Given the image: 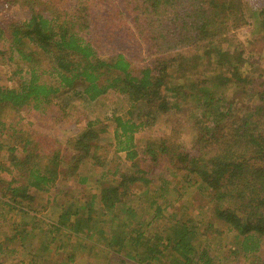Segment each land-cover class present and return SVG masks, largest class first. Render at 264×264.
<instances>
[{"label": "trees", "instance_id": "obj_1", "mask_svg": "<svg viewBox=\"0 0 264 264\" xmlns=\"http://www.w3.org/2000/svg\"><path fill=\"white\" fill-rule=\"evenodd\" d=\"M61 2L0 0L24 13L0 25V56L22 66L12 74L15 86L0 85V133L7 141L0 144V226L8 227L0 230V254L25 253L28 261L20 264H75L77 254L92 250L103 252L106 264H221L208 240L225 228L234 233L226 252L233 262L264 264V67L258 60L244 65L242 52L224 45L248 25L244 4L264 35V0ZM189 75L190 89L179 87V95L174 84ZM227 87L252 101L245 111L225 99ZM67 91L87 104L110 92L123 102L124 114L111 116L113 144L99 145L93 122L63 147L20 131V120L6 116L49 105ZM181 96L195 109L186 122L189 146L175 130L138 154L133 133L167 115L170 99ZM120 152L131 167L146 169L136 174L162 163L167 176L143 190L136 183L141 175L109 168ZM85 162L107 166L99 187L81 194L67 186L57 220L37 219L33 192H56L61 179L80 187L87 176L77 170ZM188 187L205 198L204 223L176 206Z\"/></svg>", "mask_w": 264, "mask_h": 264}, {"label": "rangeland", "instance_id": "obj_2", "mask_svg": "<svg viewBox=\"0 0 264 264\" xmlns=\"http://www.w3.org/2000/svg\"><path fill=\"white\" fill-rule=\"evenodd\" d=\"M61 3L64 2L62 1ZM54 6L57 10H66V8L60 5V3H57ZM244 6V14L246 15V20H248V25L242 29L235 30L230 38V41H227L228 44L224 45L229 46L230 51H241L243 54L244 65L248 64V62L251 63L258 60L260 61L259 63H261V66L264 67V35L262 33H258L254 28L255 19L257 17L255 14L256 12H250L249 6H246L245 4ZM23 18L24 13L17 6L15 7L14 5L12 6L6 3L0 5V25L2 23L14 22L16 20L21 21ZM226 39L229 40L227 37ZM226 49H228V47ZM184 53L185 55H188L185 50ZM19 64L12 62L6 63L5 59L0 56L1 86L11 87L16 85L17 76H12V74L15 70L22 68ZM206 70L210 69L207 67ZM217 72V70H213V75ZM209 73L212 75L211 71H209ZM187 78L192 77L189 75L185 78L186 80L184 82H182L183 79H181L178 84H174L178 86L177 92L179 95L182 93L179 87L182 86L185 92L190 89V87H188L189 84H186L189 82V79ZM262 78L263 79L260 81L262 82L261 84H264V76H262ZM173 79H177V75H175V73ZM200 80L203 79L201 78ZM223 93L226 100L233 102V107L236 111L238 108L240 111H245L252 102L248 101L246 97H242L241 94H238L231 87L224 88ZM181 98L185 99L182 102H177V100ZM178 99H170L171 106L173 107L167 115H160L152 125L140 128L133 133V149L136 150L138 154L141 153L147 142L168 136L175 130H178L179 132L182 131L178 136L179 141L183 142L186 147L189 146L192 133H190L191 130L188 128V123L186 122L191 120L192 115H195V109L188 96H181L178 97ZM240 106H243L242 109ZM68 107L74 109L70 110V112L66 111L62 113V110ZM20 112L21 113L18 117L17 114L6 115L8 119L14 121H16V119L20 120V131L45 135L51 140H58L63 147L68 139L74 138L84 131L87 123L93 122V125L89 128L97 133L99 145L105 149L106 143L108 144L110 142L113 144L116 141L114 140V123L111 120V116H122L124 114V105L123 102L112 92L98 98L94 102L87 104L83 103L78 97L67 91L54 98L49 105L37 103L36 106H33L30 104L28 107H24ZM174 135L175 134H173V137ZM6 142L5 136L0 133V144L5 145ZM110 150L112 151L114 148H110ZM100 152H102V150ZM90 155L91 154H89V156ZM110 155L111 154L109 153L108 156ZM3 157H5V155H3V152H0L1 161H4ZM119 157L120 161L118 162H121V165H117L118 162H114L109 164V168H114L116 166L119 171L133 172V174H136V169L141 171L146 170L142 166H136L135 168L131 167L130 161L125 160L124 153L120 152ZM88 162L82 163L77 170V174H85L84 176H87L86 183L82 184L80 187L77 188L72 179H68L66 184L64 179H61V181L58 182L59 191L57 190L56 192L51 193L33 192L35 200L32 203V206L36 211L35 215L37 219L40 218L47 223H54L57 220L58 214L61 210V203L67 199V197H65L66 199L64 198L62 190H66L68 188L67 186H71L69 189L76 188L81 191V194H89L91 190H96L99 187L98 181L104 179H100L102 169L106 170L107 166L105 165L102 169L100 167L94 168L90 166ZM165 170V166L160 163L151 169H147L144 174H136L137 177L141 175L139 179L136 178L138 179L136 183L142 187L143 190H153L159 186V179L162 176H167L164 173ZM170 172L171 174L174 173L173 171ZM175 179L180 182V184H183L179 178L175 177ZM204 200L205 198L200 197V195L196 193L194 187H188L183 191L180 201L176 206L182 209V211L185 209V215L195 217L204 223L207 220V210L205 209ZM214 226L218 227L219 224H216L215 222ZM224 229L225 228L220 229L223 230L222 234H213L208 240L210 248L214 250V254L221 258L223 257L219 260V262H221V264H249L248 261L244 260H241L240 263L233 262L231 259L232 256L226 254L228 250L227 246L231 244V239L234 233L227 232L226 230L224 231ZM0 230L7 231L8 227L6 225L3 227L0 226ZM20 253L15 255L0 254V264H20V261L27 263L28 256L25 255V253ZM77 255L75 264H106L103 252H94V250H92L91 255H88L87 257H83L85 256V253ZM259 255L264 257V244ZM227 257L230 259H226Z\"/></svg>", "mask_w": 264, "mask_h": 264}]
</instances>
